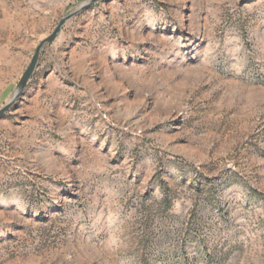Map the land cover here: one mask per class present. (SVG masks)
Returning a JSON list of instances; mask_svg holds the SVG:
<instances>
[{"label": "rangeland", "instance_id": "obj_1", "mask_svg": "<svg viewBox=\"0 0 264 264\" xmlns=\"http://www.w3.org/2000/svg\"><path fill=\"white\" fill-rule=\"evenodd\" d=\"M89 0H0V109ZM0 264H264V0H105L0 118Z\"/></svg>", "mask_w": 264, "mask_h": 264}, {"label": "water", "instance_id": "obj_2", "mask_svg": "<svg viewBox=\"0 0 264 264\" xmlns=\"http://www.w3.org/2000/svg\"><path fill=\"white\" fill-rule=\"evenodd\" d=\"M104 1L105 0H89L87 2L80 4L74 12L63 17L58 22V24L56 25V27L54 28V30L52 31V33L48 37L44 38L42 41L39 42V44L37 45V47L34 51L33 56L31 57L29 65L27 66V68L25 69V71L23 72V74L21 75V77L17 83L13 98L11 99V101L8 104H6L4 107H2L0 109V118H2L14 106L15 102L21 97V95L23 94L24 90L26 89V87H27L37 65H38V60H39V57H40V54H41L43 48L47 45L52 44L55 41V39L57 38V36H58L61 28L63 27V25L67 21H69L72 17L77 15L78 13L89 9L90 7H92L96 3H100V2H104Z\"/></svg>", "mask_w": 264, "mask_h": 264}]
</instances>
